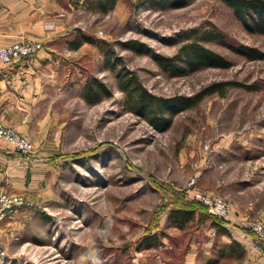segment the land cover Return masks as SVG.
Instances as JSON below:
<instances>
[{
  "label": "rangeland",
  "instance_id": "1",
  "mask_svg": "<svg viewBox=\"0 0 264 264\" xmlns=\"http://www.w3.org/2000/svg\"><path fill=\"white\" fill-rule=\"evenodd\" d=\"M91 1L59 0L62 9L47 19L58 35L50 44L58 68L33 119V130L45 138H30L0 119L53 168L45 194H23L36 206L17 207L15 222L0 226V264H181L197 230L195 261L204 252L206 232L215 230L201 219L205 209L195 192L224 199L230 209L227 225L233 226L227 228L229 240H248L252 247L257 235L244 227L264 226V59H249L230 45L264 52V36L246 32L221 0H188L164 9L115 0L107 12L90 8ZM78 30L107 42L103 49L110 54L86 42L70 49L67 41ZM211 30L222 33L223 41L203 44L229 60V67L170 75L151 54L172 56L180 37ZM36 34L0 46L32 41L42 49L43 38ZM123 70L165 98L190 96L214 82L253 88L229 84L223 94H208L155 125L127 109L116 78ZM93 78L111 94L90 103L83 97L84 84ZM192 201L197 218L185 231L166 224L171 207ZM215 239L222 241L216 230ZM216 257L214 264H259L246 252L240 258Z\"/></svg>",
  "mask_w": 264,
  "mask_h": 264
},
{
  "label": "crops",
  "instance_id": "2",
  "mask_svg": "<svg viewBox=\"0 0 264 264\" xmlns=\"http://www.w3.org/2000/svg\"><path fill=\"white\" fill-rule=\"evenodd\" d=\"M61 9L59 0H0V45L36 33L43 38L44 42L43 48L31 56L18 58L9 63H0V119L30 138L36 135L37 138L43 136L42 132L36 133L33 130L35 127L33 119L45 105L46 90L52 86L58 68V56L50 46L53 42L51 38L58 35H54L53 32L56 31L47 26V19L51 20L54 11ZM52 170V162L48 158L36 152L23 158L10 143L0 142V191L28 196L45 194L49 187ZM16 211L8 216L11 220L6 217L0 222V226L15 222V216L19 215ZM225 227L233 228L232 224H226ZM177 229L183 232L186 227ZM196 231L189 233L192 241L189 242V248L181 264H194V258L199 249L196 243ZM235 233L240 236L238 232ZM206 234L207 237L203 239L200 246L205 254L210 251L215 230L209 228ZM220 237L222 242L229 241L227 235ZM239 242L244 247L248 258L252 256L251 258H257L255 262L264 264V251L256 250L258 253L255 254L251 251L250 241ZM254 259H252L253 262Z\"/></svg>",
  "mask_w": 264,
  "mask_h": 264
},
{
  "label": "trees",
  "instance_id": "3",
  "mask_svg": "<svg viewBox=\"0 0 264 264\" xmlns=\"http://www.w3.org/2000/svg\"><path fill=\"white\" fill-rule=\"evenodd\" d=\"M187 1L188 0H139V3L164 9L171 6H182L186 4ZM221 1L231 9L232 14L241 22L246 32L264 36V0ZM114 3L115 0H92L88 6H90V8H96L101 12H107L113 7ZM91 5L93 6L91 7ZM194 32L180 37L177 51L172 56H161L151 53L161 70L170 75H183L209 66L226 68L231 65L229 60L203 44L209 41H223L224 35L222 33L211 30L203 31L198 35H192ZM190 36H193L192 39L189 38ZM83 42L96 45L98 48H101V51H103L105 55L110 54L108 48L103 49L105 46L108 47L109 44L107 42L80 30L77 31L72 39L67 41V45L70 49H77ZM121 46L122 48L129 47L136 50L134 45L131 44H121ZM230 46L232 50L249 59H264V52L257 48L241 44ZM107 66L110 69L114 68V65L110 63ZM116 78L119 89L124 93L127 109L130 112L142 115L155 125L160 119L167 121V117H165L167 114L190 108L208 94L214 92L223 94L225 87L229 84L243 86L246 89L253 88V86L249 84L240 85L239 83L214 82L190 96L176 95L165 98L148 92L140 83L137 76L131 71L123 70V73L116 72ZM110 94L106 86L97 79L93 78L92 81H86L84 84L83 97L87 102H98L102 97L110 96ZM196 205L197 204L192 201L187 204L180 203L171 207L166 216V224L179 229L187 227L188 224L197 218ZM202 207L205 211L201 208V219L209 220L210 225L215 228L218 236H229L230 233L225 227V224L211 214L206 213V208L203 205ZM154 236V233L150 235L151 238H154ZM147 244L150 245L153 244V242L147 241ZM244 253V247L235 239H231L228 242L217 241L215 239L212 242L210 251L206 254H204V252L199 253L198 256L200 257L196 258L194 264H214L217 260L216 256L222 257L229 255L240 258Z\"/></svg>",
  "mask_w": 264,
  "mask_h": 264
},
{
  "label": "built area",
  "instance_id": "4",
  "mask_svg": "<svg viewBox=\"0 0 264 264\" xmlns=\"http://www.w3.org/2000/svg\"><path fill=\"white\" fill-rule=\"evenodd\" d=\"M42 47L39 42L27 41L25 43H12L0 46V63H9L15 59L27 57L35 54ZM0 141L10 143L14 150L23 158L31 154L32 145L21 134L11 127H6L0 122ZM195 182L191 179L190 184ZM194 199L202 204L207 212L222 221L225 225L230 221L229 204L218 196H208L201 192L194 193ZM34 207L35 201L28 199L20 193L0 191V220L11 215L17 207ZM251 229L258 239H252L251 245L257 251H264V226L259 222H252L244 227Z\"/></svg>",
  "mask_w": 264,
  "mask_h": 264
}]
</instances>
